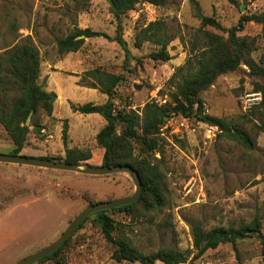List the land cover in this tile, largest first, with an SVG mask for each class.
I'll use <instances>...</instances> for the list:
<instances>
[{
  "label": "rangeland",
  "instance_id": "rangeland-1",
  "mask_svg": "<svg viewBox=\"0 0 264 264\" xmlns=\"http://www.w3.org/2000/svg\"><path fill=\"white\" fill-rule=\"evenodd\" d=\"M254 12H264V0L137 4L122 16L123 37L135 57L125 64L121 46L105 37L86 39L76 52H58L57 39L75 26L115 35L117 20L106 0H0V53L29 38L41 56L38 81L46 86L49 81L57 95L54 116L44 118L46 131L53 138L30 133L22 153L64 157L62 132L66 124L67 146L90 150L92 158L87 162L102 165L104 149L96 136L105 119L72 108L88 102L103 104L108 99L99 89L89 87L93 80L87 71L123 74L125 80L116 88L114 103L140 112L147 102H161L174 90L169 80L188 57L191 41L201 27L199 14L213 16L229 28L243 14ZM153 21H163L167 35L174 36L168 45L169 61L150 57L157 49L151 42L141 48L134 45L135 32ZM239 34L256 39L253 58L264 62V26L249 22ZM254 83L248 67L242 65L219 76L201 97L206 114L245 129L255 147H244L219 129L209 133L211 125L197 118L171 117L163 128L162 154H156L164 173L163 206L137 209L133 215L112 213L119 235L127 236L146 252L164 247L187 252L189 261L183 264H264V245L256 238L244 239L236 246L221 244L195 258L191 230V224L196 223L205 230L239 228L258 218L264 232V114L256 107L260 99ZM10 143L0 124V153L9 154ZM134 191L135 184L127 173L90 175L0 162V264H13L48 246L88 205L125 198ZM113 250L101 228L89 220L58 257L37 264H128L114 261Z\"/></svg>",
  "mask_w": 264,
  "mask_h": 264
},
{
  "label": "trees",
  "instance_id": "trees-1",
  "mask_svg": "<svg viewBox=\"0 0 264 264\" xmlns=\"http://www.w3.org/2000/svg\"><path fill=\"white\" fill-rule=\"evenodd\" d=\"M106 1L117 20L115 35L111 37L101 31L75 26L68 35L57 39L60 54L80 50L86 39L105 37L121 46L125 53V64H129L135 57L123 37L122 16L134 9L137 4L150 2L161 6L166 4L167 0ZM230 1L236 2V0ZM199 18L201 27L191 41L185 63L176 69L174 76L169 80V86L174 90L167 93V99L161 102L158 100L147 102L140 112L126 109L125 106L117 107L114 103L116 88L125 80V76L93 69L87 71L88 78L93 80L89 87L97 88L106 94L107 101L103 104L88 102L81 106H72L75 112L97 113L105 119V125L96 136L97 144L104 149L102 165L131 166L138 171L142 181V192L137 201L96 212L80 225L82 227L89 220H93L101 228L106 241L113 245L112 259L118 263L156 264L159 261L163 264H183L189 261L187 252L173 248H158L150 252L140 250L130 238L118 234L119 225L112 216L114 212L133 215L137 209L149 211L163 206L164 173L156 154H162L163 128L171 117L197 118L209 125L218 126L221 134L244 147L253 149L256 144L245 129L206 114L201 94L213 85L219 76L237 71L242 65H246L249 74L255 78V91L261 93V100L256 107L264 114V62H257L253 58L257 46L256 39L239 34L249 22L264 26V12L245 13L236 25L229 28L224 27L213 16L199 14ZM208 28L216 32L209 31ZM173 38L174 36L167 35L163 21H153L135 32L134 45L141 48L144 43L151 42L157 46V49L150 53V57L155 61H169L172 56L168 51V45ZM40 75V52L29 38L0 53V124L14 145L9 154L24 155L22 151L29 134L44 135L42 132L46 129L44 118L53 116L57 95L53 91H47L45 83H39ZM28 119H30L29 124H27ZM262 128L264 130V123ZM62 140L65 146L64 157H36L67 163L87 162L92 158V152L88 149L67 146L66 124L62 132ZM191 230L196 250L195 258L221 244L231 243L236 246L239 241L247 238H256L264 245V232L258 218L239 228L227 226L205 230L201 224L196 223L191 224ZM71 238L55 252L31 264L58 257Z\"/></svg>",
  "mask_w": 264,
  "mask_h": 264
},
{
  "label": "water",
  "instance_id": "water-1",
  "mask_svg": "<svg viewBox=\"0 0 264 264\" xmlns=\"http://www.w3.org/2000/svg\"><path fill=\"white\" fill-rule=\"evenodd\" d=\"M30 119L27 120L29 124ZM0 162L1 163H11V164H22L35 166L40 168H49V169H60L68 170L77 173L90 174V175H107L114 173H127L130 175L132 181L135 184V191L132 195L117 199L115 201L107 202H98L90 204L85 207L69 224L66 230L60 235L58 239L50 243L48 246L43 249L32 253L24 259H21L13 264H31L34 263L51 253L58 250L66 241L72 237L75 231L80 227V225L92 214L114 209L117 207L125 206L134 203L138 200L142 192V181L137 170L127 165H115L113 167L103 166V165H91L88 162L80 163H67L63 161H54L51 159L32 157L26 155H13V154H2L0 153Z\"/></svg>",
  "mask_w": 264,
  "mask_h": 264
},
{
  "label": "built area",
  "instance_id": "built-area-1",
  "mask_svg": "<svg viewBox=\"0 0 264 264\" xmlns=\"http://www.w3.org/2000/svg\"><path fill=\"white\" fill-rule=\"evenodd\" d=\"M258 95H259V99L261 100V93H258ZM218 129H219V127L218 126H214V125H211V126L208 127L209 133L216 132V131H218ZM42 132H43L44 135H46L47 138H49V139L53 138V135L51 133H48L46 131V129H43Z\"/></svg>",
  "mask_w": 264,
  "mask_h": 264
},
{
  "label": "crops",
  "instance_id": "crops-1",
  "mask_svg": "<svg viewBox=\"0 0 264 264\" xmlns=\"http://www.w3.org/2000/svg\"><path fill=\"white\" fill-rule=\"evenodd\" d=\"M46 83H47V86H46L45 89H46L47 91H51V88L48 86L49 81H47ZM53 92H55V91H53ZM53 116H54V115H53ZM8 146H9L10 148H12V150H13L14 145H13L12 143L8 144ZM12 150H11V151H12ZM23 151L26 152V149H23ZM9 153H10V152H9Z\"/></svg>",
  "mask_w": 264,
  "mask_h": 264
}]
</instances>
